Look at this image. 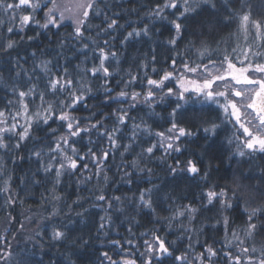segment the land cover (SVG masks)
<instances>
[{
	"label": "snow or ice",
	"instance_id": "6c2138e0",
	"mask_svg": "<svg viewBox=\"0 0 264 264\" xmlns=\"http://www.w3.org/2000/svg\"><path fill=\"white\" fill-rule=\"evenodd\" d=\"M101 4L104 7H101ZM220 4L226 11L225 22L238 20V30L243 35L245 45L243 48L237 44L231 48V51L224 48L221 52L219 48L213 49L205 39V33L202 31L205 24L197 20V17L205 8L213 13L218 12L217 0H160L145 15L149 21L166 22L169 26L171 35L165 43L169 51L174 53L170 57L173 71L165 70L157 79L149 75L147 69L156 61V50L153 48L150 60H141L138 63V67L145 70L143 80L139 72L134 74L129 69L125 74L127 79L121 77L118 81L123 83V87L115 95H111L112 89L108 84L113 71H110L111 63L107 62L114 61L117 66L120 64V55L110 43V40H115V36L111 33L119 31L123 25H120L116 18L119 16L118 12L109 15L105 11L107 0H73V8L65 9L72 12V15L67 17L64 11H58L57 0H11V2L0 0V28H6L8 34H19L15 39L11 35L7 39L0 37V60L4 62L3 67H0V88L8 93L5 106L0 109V150L18 151L26 141L39 140L40 146L33 147L28 156V159H34L37 163L30 183L37 186L49 179L51 181V187L45 188L39 201L41 207L51 205V210L47 215L39 217L33 237L34 247L42 251L46 246V235L52 246L71 240L69 235L72 230L71 220L60 227L53 226L50 233L45 231L46 222L56 218L62 219L63 216L71 217V205L69 211L62 215L59 205L64 197L58 191L59 186L65 176H75L77 186L87 184L93 179L97 183L107 184L110 178L105 162L114 150L121 147V138L129 124L131 128L128 142L122 146L121 157L133 150L141 133L148 137L154 136L155 140L149 141L147 146L142 147L132 159L131 171L123 170L121 176L123 182L131 185L133 182L131 177L134 173L154 175L153 169L148 164L153 160L159 161L167 169V174L173 181L190 179L204 183L200 197L203 208L219 206L218 218L211 225L200 223V233H203L206 227L216 229L222 226L225 239L231 235L239 247L264 232V199L259 203L255 199L256 196L264 198V192L260 191L259 183L252 187L243 183L244 180L253 179L252 176L246 173L234 174L231 185L226 186L211 182L212 173H218L221 165L226 161L229 165L233 162L239 164L244 158L250 160L257 154L264 156V50H262L264 49V18H253L252 0H220ZM41 12L43 15L37 18ZM91 15L103 17L104 26H93L90 21ZM66 19L71 21L72 31L58 41L55 64L53 59L49 58L51 53L40 45L31 51H26L24 55L16 52V49L22 45L32 46L42 36L51 40L56 35L52 29H60ZM29 27L33 29L32 35L26 34V29ZM93 27L98 29L97 37L109 34L110 38L103 39L101 43L95 37L86 36V31ZM208 27L211 29L215 25L208 22ZM186 33L187 43L183 51L178 50V41L184 40ZM141 36L151 38L148 24L127 31L120 44L125 45ZM250 36H254L255 47L249 43ZM86 40L94 46L92 51L98 63H93L91 66L83 62L72 65L71 56L66 54L65 49L73 53L77 51L86 53L90 47ZM219 43L218 41L217 44ZM189 52H193L201 63L190 62L189 58H186ZM213 54H217L218 59H212ZM60 59H63V65L59 64ZM204 60H207V63H202ZM29 61H31L30 68L27 67ZM178 63L183 68V72L176 75ZM156 71V67L152 66L151 72ZM186 73H190L191 76L185 75ZM99 76L104 78L102 87L104 92L109 94L106 95L104 102L127 104V107H118L110 113L115 117L111 128L105 125L107 117L105 120H93L91 117L81 119L75 115L78 106L87 107L85 102L93 94L90 78ZM41 80L44 82L43 87ZM173 81L175 83L171 86L166 83ZM137 83H144L146 91L144 89L136 91L132 86ZM193 96L195 100H192ZM169 100L174 101L170 111L166 117H160L167 125L164 130H155L143 117L138 121L137 117L131 115L132 110L143 105L148 109L146 115L149 119L159 116L155 110L156 106ZM190 101L201 105H214L219 112L216 120L204 118L208 111L206 108L202 107L200 110L188 108ZM53 124L56 126L53 127ZM229 124L238 126V130L242 129L244 138L234 134L227 139L230 147L234 145V151L217 156L212 153V144L219 134L218 130ZM251 128L257 131L254 133ZM38 129L45 132V137L34 135ZM94 131L98 137L97 141L91 138ZM85 136H88L89 145L99 143V148L89 146L86 152H82L77 142ZM199 140L204 141L203 145L197 143ZM105 141L111 147H104ZM193 144L200 148L199 154L189 152V147ZM157 152H160L159 156L156 155ZM185 153L188 155L185 156ZM18 158L23 160L25 157ZM85 161H90L95 169H91L89 163ZM15 162L13 160V163ZM38 173L42 175L38 176ZM2 177H5V163L0 159V178ZM255 178L260 183H264V169ZM10 182L11 176H8L3 180V187L0 188V195L4 196L7 207L14 206L19 195L12 192ZM20 183L27 186V182L23 179ZM157 189L158 185H153L151 188L139 190L136 207L140 210L146 209L153 217L160 219L153 199L154 190ZM95 199L106 205L104 208L106 214L100 217L97 231L98 234L107 236L106 226L112 225L111 213L108 210L115 208L117 212H123L124 198L116 195L108 197L102 190H98ZM164 199L168 197L165 196ZM72 203L81 204V198L78 196ZM241 203L246 217L245 226L241 229L244 238L237 234L235 228L229 233L228 227L230 211ZM97 206L102 205H93V207ZM169 208L171 209V205ZM87 211L84 209L76 215L83 218ZM200 211L201 208L188 203L182 207L177 206L169 216L163 217V220L167 222L170 231L173 223L178 222L176 226L182 233L178 238L183 239V233L197 232L194 222L197 221ZM28 219L30 220L31 217ZM11 221L12 217L9 213V222ZM132 221L139 223L135 217H132ZM127 231L135 235L132 227ZM140 235L145 237L142 243L143 251H140V247L131 239H126L123 243L113 239L109 243L121 250L124 244L131 245L139 253L140 264H163L166 258H173L180 264H192L188 260L187 253L174 256L176 240H166L159 235L158 230L141 232ZM149 235L151 239H148ZM187 239L191 241L192 235H188ZM71 244L72 247H83L89 244V240L80 238L79 244L75 240H71ZM232 246L230 240L225 244L227 248ZM188 247L191 248L192 244L189 243ZM239 251L244 259L241 255L233 256L230 251L224 252L229 264H264V245L257 248L255 243L247 244L239 247ZM11 255L12 253L5 246L4 251L0 252V259L7 262ZM217 255V251L211 245H206L204 251L195 259L199 264H205V261L207 264H212L213 258ZM128 256L129 253L125 251L124 257L117 261L109 251H101L97 261L98 264H137L135 258H125ZM35 264H43V256ZM50 264H56L55 260H50ZM65 264H75L71 255L65 256Z\"/></svg>",
	"mask_w": 264,
	"mask_h": 264
},
{
	"label": "trees",
	"instance_id": "16d2710c",
	"mask_svg": "<svg viewBox=\"0 0 264 264\" xmlns=\"http://www.w3.org/2000/svg\"><path fill=\"white\" fill-rule=\"evenodd\" d=\"M58 1V0H57ZM62 1V0H59ZM11 2V0H9ZM160 0H107V7L105 11L109 15L114 12H118L119 16L116 17L120 25H123L119 31H114L111 35L115 36V40H110V43L115 46L114 50H117L120 55L119 66L115 65L114 61L111 63L112 67L110 71H113V75L109 78L108 87L112 89L111 95H115L122 87L123 83L118 81L121 77H126V72L131 69L135 74L140 73L141 80H143L144 69L138 67V63L141 60H150V54L152 49L155 48L156 61L154 65L149 66L147 69L149 75L157 79L162 75L163 71H173L171 67L170 57L174 55L173 52L169 51L168 45L165 41L170 37L171 32L169 26L166 22L161 21H149L145 13L149 11L150 8L154 7ZM253 4V18H264V0H252ZM51 5H49L50 7ZM101 7H104L101 4ZM218 12L213 13L209 9H203L197 20L204 22L205 26L202 31L205 33V39L211 45L213 49L219 48L222 52L224 48L231 51V48L237 44L243 48L244 40L243 35L239 33L238 30V20H231L225 22L224 17L226 15L225 9L220 4V0H217ZM43 15L41 12L37 18ZM7 19V17H4ZM103 17H96L94 15L90 16V21L95 25L102 24ZM208 22L215 25L211 29L208 27ZM145 24H148L151 30V38L141 36L139 38H134L130 40L127 44L121 45L120 40L127 31H131L132 28H141ZM159 29V30H157ZM72 31V24L69 21H65L60 29H52L53 33H56L51 40L42 36L39 41L34 42L32 46L22 45L20 48L16 49L21 55H24L26 51H31L36 48L37 45L47 49L48 53H51L49 58L53 59L54 64L57 58L55 57V51L57 49L58 41L63 38L66 34ZM98 29L95 27L86 31V36L90 35L95 37L97 40L103 41V39H109V34H102L97 37L96 32ZM191 31V29H190ZM27 35L33 34V29L29 27L26 29ZM235 34V35H234ZM11 35L14 39L18 38L17 33L8 34L6 28H0V37L7 39ZM188 34H185V38L182 41H178V50L183 51L185 44L187 43ZM220 42L219 45L217 42ZM90 44L89 49L86 53L83 52H71L65 49L67 55L71 56L72 65L86 64L91 66L93 63H98L94 58V53L90 41H85ZM199 43V41H197ZM249 43H252L255 47L254 36L249 37ZM264 50V49H262ZM15 55V52L13 53ZM39 55V51H38ZM186 58L191 61L197 60L196 55L193 52L186 54ZM212 59H218L217 54H213ZM63 59H60L59 64L63 65ZM202 63H207V60L202 61ZM4 62L0 60V67H3ZM156 67L157 71L155 73L151 72V67ZM27 67H31V61H29ZM118 68V70H117ZM183 72V68L177 65L176 75ZM185 75L191 76L190 73ZM5 78H7V73H5ZM104 78L91 77L89 80L90 86L93 89V94L85 102L87 107L78 106L75 110V115L81 119L91 117L93 120L102 119L105 120V125L111 128L114 124L115 117L111 116L110 113L118 107H127L125 102L116 103L110 101L105 103L106 94L102 87ZM41 87L44 86L43 80H41ZM170 86L173 82H166ZM136 91H141L146 87L144 83H137L132 86ZM8 98V93L5 89L0 88V109H3ZM196 98L193 96L192 100ZM174 103L173 100H169L164 104H159L156 106V112L159 116H154L151 119L148 118L146 113L148 109L143 105L138 106L137 109L132 110L131 115L138 118L143 117L147 122L152 125L155 130H164L167 127L165 121L160 117H166L168 111H170L171 105ZM190 109L200 110L202 107L208 109L205 119L216 120L219 112L214 105H201L199 103H192L191 101L187 105ZM94 114V115H93ZM155 121V122H154ZM53 127L56 125L53 124ZM131 124L125 128L123 137L121 138V147L114 150L113 154L105 162L107 166V172L109 176V181L107 184L103 182L97 183L95 179L87 184H81L77 186L76 177L65 176L59 186L58 191L63 195L64 199L60 202V208L63 213L69 211V205H71V217L63 216V218H56L52 221L46 222L47 227L45 229L46 233L51 232L53 226L60 227L62 224L69 223L71 231L69 235L71 240L77 241L79 244L80 238L89 240V244L83 247H72L71 240L66 241L63 244H56L52 246L45 236V247L41 251L39 248L34 247V233L37 228V223L39 217L42 215H47V212L51 210V205L47 207H41L40 197L41 193L45 192V188L51 187L50 179L43 182L40 185L33 186L30 183L32 174L36 171L37 163L34 159H28V156L33 147H39V140L26 141L20 150L4 151L0 150V159L5 163V177L0 178V188L3 187V180L8 176H11V190L13 193H18L16 198V203L12 207H7L5 205V198L0 195V252L4 251L5 246H7L8 251L12 253L10 259L5 262L0 259V264H35L36 261L40 260L43 256V264H50V260H55L56 264H65V256L71 255L75 264H98L97 258L101 251H109V254L113 256V259L119 261L124 257V252L129 253L128 257L125 258H135L137 264H140V256L136 249H133L131 245L124 244L123 250L118 249L116 246L109 243L110 240L116 239L120 240L122 243L126 239L133 240L140 247V251H143L142 243L145 237L140 235L141 232H150L158 230L159 235L164 237L168 241L176 240L175 245V255H180L183 253L188 254V260L192 264H199V261L195 257L204 251L206 245H211L218 253L216 257L213 258L212 264H229L228 257H225L224 252L230 251L233 256L241 255L242 259L245 257L239 251V247L246 246L247 244L255 243L256 247L259 248L264 245V232L257 234V236L252 241H247L246 245L237 246L235 239L229 235L225 239V233L222 226H218L216 229L211 227H206L203 233L199 232L200 223H205L211 225L218 218V205L216 207L209 206L208 208H203L201 205L200 197L201 191L204 189V183L200 181H192L190 179H177L173 181L172 177L167 174V169L164 165L160 164L159 161L153 160L148 166L153 169L154 175L149 176L147 173H134L131 177L132 184L129 185L121 180L123 175V170H132L131 161L139 153L142 147L147 146L149 141H154L155 137H148L141 133L140 139L133 146V150L125 153L124 157H121L120 152L122 151L123 144L128 142V134L130 133ZM219 134L215 138V142L212 144V153L217 156H222L225 153L234 151V145L229 146L227 144V139L230 137L240 136L243 137V130L239 129L238 126H233L232 124L224 126L222 129L218 130ZM34 135L38 137H45V132L43 130H36ZM91 138L93 141H97L98 137L95 131L92 133ZM102 139V138H100ZM14 142V141H13ZM51 142V141H49ZM78 147L82 152H86L89 146L96 149L99 148L100 144L89 145L88 136H85L82 140H78ZM203 145L204 141L199 140L197 142ZM238 143V141H237ZM104 147H111L107 142H103ZM189 152L193 154H199L200 148L196 144L190 145ZM157 156L160 152L156 153ZM188 153H185L187 156ZM25 157L20 160L18 157ZM13 160L16 162L13 163ZM89 163L91 169H95L94 165H91L90 161H85ZM171 162V160H169ZM207 161H205L206 163ZM143 167V164L141 165ZM264 169V156L257 154L252 159L244 158L239 164L233 162L228 164L227 161L221 165L220 171L213 172L211 176V182L218 184L219 186L231 185L233 175H239V173H246L253 177L250 180H244L243 183L252 187L259 183L260 191L264 192V183H260L255 177H258L260 171ZM41 176L42 174H37ZM25 180L27 186L21 185L20 181ZM127 179V178H126ZM153 185H158V189L154 190L153 199L155 201V206L157 209V216L160 219L153 217L146 209H137V197L139 190L143 188H151ZM98 190H102L106 196L112 197L113 195L121 196L124 198L123 212H117L115 208L108 210L111 213L112 225L111 227L106 226L107 236L102 233L98 234V226L100 223V217L104 216L105 210L104 202L97 201L95 196L98 194ZM81 198V204H73L72 202ZM167 196L168 199H164ZM245 199H247L245 197ZM256 202L259 203L261 199L260 196L255 197ZM21 200L23 203H21ZM191 203L196 207L201 208L198 213V219L194 222L197 232L183 233L184 238L179 239L178 237L182 234L181 230L177 228V223H173L172 230L170 231L167 226V222L163 220V217L169 216L172 211L175 210L177 206H183L185 204ZM115 204V202H114ZM93 205H102L93 207ZM171 205V209L169 208ZM84 209L88 211L85 212L83 218L76 215L77 212H83ZM9 213L11 214L12 221L9 222ZM31 217L29 220L28 218ZM132 217H135L139 223H134ZM245 214L243 212V203L235 207L230 211V224L229 233L233 228L236 229L237 234L243 237L241 229L245 226ZM23 225V227H21ZM129 227H132L135 235H132L127 231ZM188 235H192V240L187 239ZM148 239H151L149 235ZM232 241V247L227 248L225 244L227 241ZM199 241V242H197ZM189 243L192 247L189 248ZM119 253V254H117ZM63 254V255H62ZM134 254V255H133ZM163 264H180V262L174 261L173 258H166ZM207 264V261H205Z\"/></svg>",
	"mask_w": 264,
	"mask_h": 264
},
{
	"label": "rangeland",
	"instance_id": "374dc122",
	"mask_svg": "<svg viewBox=\"0 0 264 264\" xmlns=\"http://www.w3.org/2000/svg\"><path fill=\"white\" fill-rule=\"evenodd\" d=\"M57 5H58V11H64L65 12V16H71L72 12L70 11H65L66 8H73V0H62V1H57ZM66 22L70 20H65ZM250 130H252L254 133L257 131L255 128H251Z\"/></svg>",
	"mask_w": 264,
	"mask_h": 264
}]
</instances>
